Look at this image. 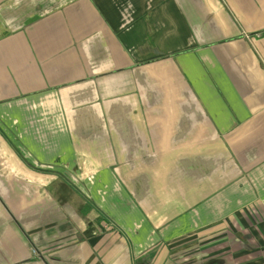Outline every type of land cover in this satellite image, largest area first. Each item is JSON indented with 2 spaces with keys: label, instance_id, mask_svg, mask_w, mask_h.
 <instances>
[{
  "label": "crops",
  "instance_id": "obj_1",
  "mask_svg": "<svg viewBox=\"0 0 264 264\" xmlns=\"http://www.w3.org/2000/svg\"><path fill=\"white\" fill-rule=\"evenodd\" d=\"M0 264H264V0H0Z\"/></svg>",
  "mask_w": 264,
  "mask_h": 264
}]
</instances>
